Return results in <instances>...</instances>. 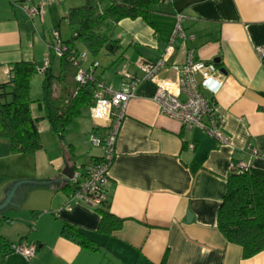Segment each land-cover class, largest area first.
I'll return each instance as SVG.
<instances>
[{
    "label": "crops",
    "instance_id": "0c3cea01",
    "mask_svg": "<svg viewBox=\"0 0 264 264\" xmlns=\"http://www.w3.org/2000/svg\"><path fill=\"white\" fill-rule=\"evenodd\" d=\"M162 1L151 4L146 19L125 17L108 28L116 47L100 50L97 54H105H96L100 61L91 54L83 65L97 61L96 77L113 88L120 87L124 72L141 77L137 62L160 59L170 44L174 14L182 13L183 30L193 38L174 39L157 77L175 80L169 65L183 64L189 51L195 58L218 59L223 84L214 101L229 143L219 145L199 128L186 129L160 114L153 100L155 84L141 79L127 104L108 171V210L122 222L104 231L98 209L81 203L71 210L63 207L70 189H63L69 184L62 171L65 165L73 167L72 161L49 130L43 102L35 103L30 82L31 115L42 148L14 153L8 140L0 139V201L15 180L60 176L65 184L21 183L15 188L10 203L0 209L3 264H264V250L244 258L242 247L228 242L217 226L230 165L242 161L264 169V63L255 52L264 46V0ZM38 3L44 6L41 22L29 19L11 0H0V82L9 79L14 62L33 61L38 67L47 55L51 58L49 31H59V18L66 20L68 9L76 7L69 0L30 1ZM94 124L92 120V129ZM71 144L75 165L78 155H84L82 166L101 155L87 140L82 151ZM252 149L260 154L251 155ZM64 224L80 231L93 248L63 236ZM18 240L36 244L30 261L5 253L4 246Z\"/></svg>",
    "mask_w": 264,
    "mask_h": 264
},
{
    "label": "trees",
    "instance_id": "16d2710c",
    "mask_svg": "<svg viewBox=\"0 0 264 264\" xmlns=\"http://www.w3.org/2000/svg\"><path fill=\"white\" fill-rule=\"evenodd\" d=\"M162 0H85L81 6L68 9L65 19L75 27L72 40H77L96 55L103 48H115L117 41L108 34V28L121 18L146 19L151 4ZM163 2V1H162ZM72 41L65 43L71 48ZM59 70L53 72V56L42 78L44 114L49 130L64 155L74 166V147L65 141L83 110L92 104V82L80 86L75 75L77 66L62 56ZM220 66L219 62H216ZM37 73L33 61L11 64L10 77L0 82V139L9 142L14 153L33 154L42 148L40 134L31 115L30 82ZM65 190H71L68 185ZM98 209L99 228L116 229L121 219L108 210V201ZM217 226L228 242L242 247V256L251 257L264 250V169L249 166L246 170H231L226 177V188L217 209ZM61 233L87 248L91 242L75 227L64 224ZM3 264V259L0 260Z\"/></svg>",
    "mask_w": 264,
    "mask_h": 264
},
{
    "label": "built area",
    "instance_id": "2783aa9c",
    "mask_svg": "<svg viewBox=\"0 0 264 264\" xmlns=\"http://www.w3.org/2000/svg\"><path fill=\"white\" fill-rule=\"evenodd\" d=\"M31 0H11L12 4L20 6L32 21H42L44 16L43 3L30 4ZM172 2L173 0H164ZM176 23L163 55L155 62L139 59L136 66L142 76L137 77L124 72L119 88H113L96 77L97 61H91L86 66L88 51L78 50L68 46L61 38L57 29L49 31L47 46L53 57L66 56L76 65L75 79L80 86L92 82V104L88 107L89 117L94 121V127L88 136L87 143L91 147L99 148L101 155L86 166L75 165L67 183L71 190L67 193L64 208L71 210L73 204L100 208L109 199L108 171L115 154V141L122 120L126 114L129 100L134 97L135 90L141 79H147L155 84L153 100L157 104L160 114L178 120L186 129L199 128L204 133L214 137L219 145L229 143L230 138L223 133V119L217 114L214 95L221 88L219 66L213 60L195 58L189 51L185 62L181 65H169L176 74L175 80L159 79L158 71L166 67L168 56L173 52V41L176 37L183 42L193 35H186L181 21L182 13H175ZM260 61L264 63V46L255 48ZM50 66V55H47L42 65L36 66L37 73L43 74ZM204 92H208L207 96ZM256 149L251 155H259ZM250 165L239 162L231 164L230 170H246ZM5 253H17L30 261L35 256L36 244L22 240L8 242Z\"/></svg>",
    "mask_w": 264,
    "mask_h": 264
},
{
    "label": "rangeland",
    "instance_id": "374dc122",
    "mask_svg": "<svg viewBox=\"0 0 264 264\" xmlns=\"http://www.w3.org/2000/svg\"><path fill=\"white\" fill-rule=\"evenodd\" d=\"M63 1L65 3L67 0H63ZM77 1L78 0H69L70 4H72V6H78L77 5L78 3H76ZM58 22H59V27L58 28H59V31L61 33L62 40L64 42L70 40V41H72L71 43H72L73 46H75V48L78 47L77 49L82 50V46L80 45V43L77 40H72V36L74 35V32H75V27L71 26L62 17L59 18L57 23ZM55 28H57V27H55ZM97 55H105V54L102 52V54H97ZM97 55L94 56L95 57L94 60H99L100 61L101 56L97 57ZM90 56L92 58L91 53L88 54V59H90L89 58ZM52 64H53V66H52L53 72L56 73L59 70L60 59L54 57ZM102 65L106 66V64H104V63H102ZM42 78H43V75L41 73H35L32 76V81H31V84H32V97H33L35 103H40L41 105H42V100H41V97H42V88H41ZM91 124H92V119L89 117L88 110L85 109V110H83L81 117L76 120V123L72 127L71 132L67 135L65 141L67 143H72L73 142L77 146V148H79L81 151L85 150L86 146L84 144V141L88 140L89 132L92 129L91 128L92 127ZM84 153H85V151H84ZM83 158H84L83 154L78 155L76 157L75 160H76L77 165L78 164H82Z\"/></svg>",
    "mask_w": 264,
    "mask_h": 264
},
{
    "label": "water",
    "instance_id": "95a60500",
    "mask_svg": "<svg viewBox=\"0 0 264 264\" xmlns=\"http://www.w3.org/2000/svg\"><path fill=\"white\" fill-rule=\"evenodd\" d=\"M215 61L217 62L218 59H215ZM72 172H73V167L72 166H69V165H65L64 166L62 174L65 176V179L67 181H69L68 178L71 177ZM50 182H53V187L57 186L59 188L65 184V181L60 179V176L52 177V178H46V179H39V180H35L33 178H29L27 180L21 179V180H15V181L11 182L12 185L9 186V188L7 189V191L5 193L4 198L0 201V209L4 205H6V203H10L9 202L10 198L13 195V192H14L15 188L17 186H19V184L23 183V184H31V185H44V184H49ZM187 217H188V219L191 218L189 213H187Z\"/></svg>",
    "mask_w": 264,
    "mask_h": 264
}]
</instances>
